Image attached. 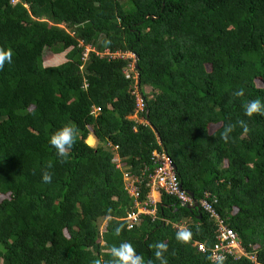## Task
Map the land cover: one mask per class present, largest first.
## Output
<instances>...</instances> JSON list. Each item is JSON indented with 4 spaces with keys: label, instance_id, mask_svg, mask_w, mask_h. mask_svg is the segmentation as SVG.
<instances>
[{
    "label": "trees",
    "instance_id": "16d2710c",
    "mask_svg": "<svg viewBox=\"0 0 264 264\" xmlns=\"http://www.w3.org/2000/svg\"><path fill=\"white\" fill-rule=\"evenodd\" d=\"M84 44L136 54L146 123L132 117L124 62L82 58ZM0 49L12 53L0 69V264H110L123 242L144 264H160L158 242L168 264H214L193 244L213 241L200 209L197 218L158 192V218L141 215L131 228L122 219L131 199L113 156L137 173L153 149L194 198L215 195L219 216L264 264V115L244 112L264 103V0H0ZM63 126L77 137L64 162L49 144ZM181 228L188 243L176 239Z\"/></svg>",
    "mask_w": 264,
    "mask_h": 264
},
{
    "label": "built area",
    "instance_id": "2783aa9c",
    "mask_svg": "<svg viewBox=\"0 0 264 264\" xmlns=\"http://www.w3.org/2000/svg\"><path fill=\"white\" fill-rule=\"evenodd\" d=\"M88 52H92L98 58H105L107 61H123L121 73L125 79L130 80L128 90L133 99L132 117L138 123H146L140 113L144 111L145 100L138 87V73L136 68V54L131 50L102 48L96 50L89 44H84L81 51L82 58H85ZM145 91V90H144ZM98 111V107L94 108ZM113 149L116 146H112ZM121 158L118 155L113 156L114 166L121 171L123 178V189L126 195L131 199V206L125 211L122 219L128 228L139 223L141 215H147L151 219L158 218L156 215L155 202L149 192H161L173 198L181 206H189L195 201L197 207L202 210L213 222V241L206 244L203 241H195L194 247L197 252L207 254L210 262H215L218 256H228L237 259L240 256H246L252 264H260L254 253L245 252L237 234L225 223L215 209L217 199L215 195L208 191H202L197 199L190 196L184 190L177 179L171 158L163 150L153 149L148 156V165H143L137 173H130L120 164ZM141 187L146 189L143 199H140ZM106 221L103 219L99 225V231L105 230ZM211 258V259H210Z\"/></svg>",
    "mask_w": 264,
    "mask_h": 264
},
{
    "label": "clouds",
    "instance_id": "9594fccd",
    "mask_svg": "<svg viewBox=\"0 0 264 264\" xmlns=\"http://www.w3.org/2000/svg\"><path fill=\"white\" fill-rule=\"evenodd\" d=\"M12 53L11 51H5L0 49V69L3 68L5 62H11ZM234 96L242 97L244 96V90L239 89L234 92ZM245 115L249 118L256 114L264 115V103L259 99L251 100L244 105ZM238 124L245 132L248 131L247 124L245 121H238ZM235 124H228L225 126L224 131L221 133V138L227 143L231 133L235 130ZM76 130L71 126H63L61 129L57 130L49 138V144L56 150L59 157L62 158V162L66 161L70 156L71 149L76 143ZM120 158V157H119ZM48 167H51L49 165ZM42 180L45 183H50L52 180V175L48 171L42 173ZM121 228L117 227L115 233L118 236L121 232ZM192 238V232L187 228H181L176 233L177 241L181 243H188ZM155 248V258L160 261V264H168L167 259L164 257V253L167 252L168 246L163 242H158L154 246ZM111 256L113 259L110 264H144V259L142 256L136 254L134 247L131 243L123 242L118 247L113 246L111 248ZM211 259V258H210ZM224 257L218 256L215 258L214 264H223ZM95 264H100L96 261Z\"/></svg>",
    "mask_w": 264,
    "mask_h": 264
},
{
    "label": "rangeland",
    "instance_id": "374dc122",
    "mask_svg": "<svg viewBox=\"0 0 264 264\" xmlns=\"http://www.w3.org/2000/svg\"><path fill=\"white\" fill-rule=\"evenodd\" d=\"M49 55L50 54V51L49 50H47V49H45L44 51H43V55ZM58 55L60 56L61 54L60 53H58ZM46 61V60H45ZM143 89L145 90V92L147 91V90H149V87L148 86H144L143 87ZM89 137V136H88ZM91 137V136H90ZM89 142L90 143H88V145H90V146H96L97 145V141L95 140V139H92L91 138V140H89ZM86 143V142H85Z\"/></svg>",
    "mask_w": 264,
    "mask_h": 264
},
{
    "label": "water",
    "instance_id": "95a60500",
    "mask_svg": "<svg viewBox=\"0 0 264 264\" xmlns=\"http://www.w3.org/2000/svg\"><path fill=\"white\" fill-rule=\"evenodd\" d=\"M146 114H147V111L145 110V116H146ZM186 192L190 195V196H193L192 195V192H190V191H187L186 190ZM187 208H189V209H194L196 212H197V218H199L200 217V211H199V208L197 207V203L195 202V201H193V203L191 204V205H187L186 206Z\"/></svg>",
    "mask_w": 264,
    "mask_h": 264
},
{
    "label": "crops",
    "instance_id": "0c3cea01",
    "mask_svg": "<svg viewBox=\"0 0 264 264\" xmlns=\"http://www.w3.org/2000/svg\"><path fill=\"white\" fill-rule=\"evenodd\" d=\"M88 136L89 137L91 136L90 138L95 139L91 134H89ZM149 194L152 197V199L154 200L155 206H156L157 202L159 201V193L157 191H151L150 190Z\"/></svg>",
    "mask_w": 264,
    "mask_h": 264
}]
</instances>
